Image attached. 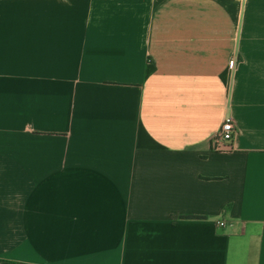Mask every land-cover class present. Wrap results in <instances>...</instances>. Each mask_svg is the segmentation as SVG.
I'll list each match as a JSON object with an SVG mask.
<instances>
[{"label":"crops","instance_id":"obj_1","mask_svg":"<svg viewBox=\"0 0 264 264\" xmlns=\"http://www.w3.org/2000/svg\"><path fill=\"white\" fill-rule=\"evenodd\" d=\"M0 264H264V0H0Z\"/></svg>","mask_w":264,"mask_h":264},{"label":"built area","instance_id":"obj_2","mask_svg":"<svg viewBox=\"0 0 264 264\" xmlns=\"http://www.w3.org/2000/svg\"><path fill=\"white\" fill-rule=\"evenodd\" d=\"M237 134V128L235 127L231 119H227L220 130L215 134L212 139V146L215 150L229 151L233 148V142ZM221 225L224 222H220Z\"/></svg>","mask_w":264,"mask_h":264}]
</instances>
